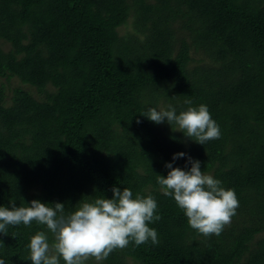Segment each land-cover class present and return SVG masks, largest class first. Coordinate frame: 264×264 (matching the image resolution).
Segmentation results:
<instances>
[{
	"label": "trees",
	"instance_id": "trees-1",
	"mask_svg": "<svg viewBox=\"0 0 264 264\" xmlns=\"http://www.w3.org/2000/svg\"><path fill=\"white\" fill-rule=\"evenodd\" d=\"M201 104L221 132L204 145L141 115ZM189 156L238 198L219 236L160 191ZM113 187L153 196L159 243L100 264H264V0H0V206L69 214ZM37 231L7 226L4 264H31Z\"/></svg>",
	"mask_w": 264,
	"mask_h": 264
},
{
	"label": "clouds",
	"instance_id": "clouds-1",
	"mask_svg": "<svg viewBox=\"0 0 264 264\" xmlns=\"http://www.w3.org/2000/svg\"><path fill=\"white\" fill-rule=\"evenodd\" d=\"M185 103L191 105L192 101ZM141 115L156 124L167 120L173 131L201 145L221 135L219 125L204 104L189 106L179 114L171 105L167 110L148 108ZM185 155L176 153L173 161ZM187 160L191 164L188 170L173 167L172 163L165 165L169 169L167 176L157 177L160 191L174 199L190 228L205 237L219 236L239 207L236 193L222 187L219 179L202 172L199 160L190 156ZM111 191L112 198L83 202L69 214H65L62 203L49 206L32 200L30 206L17 207L9 201L10 208L0 206V233L7 235L9 225L30 227L35 222L46 226L47 231H37L30 238L27 247L31 264H61V261L63 264H86L89 260L100 264L113 251L122 250L130 243L135 246L149 241L158 244L157 231L149 227L161 219L153 196L137 193L133 198L129 188L113 187ZM0 264H4L3 259Z\"/></svg>",
	"mask_w": 264,
	"mask_h": 264
},
{
	"label": "rangeland",
	"instance_id": "rangeland-1",
	"mask_svg": "<svg viewBox=\"0 0 264 264\" xmlns=\"http://www.w3.org/2000/svg\"><path fill=\"white\" fill-rule=\"evenodd\" d=\"M131 20H132V19L129 18L128 23H127L126 25H124V26H122V27L119 28V33H120L121 35L126 34L127 32L132 31ZM16 83H17V82L14 81V84H16Z\"/></svg>",
	"mask_w": 264,
	"mask_h": 264
}]
</instances>
